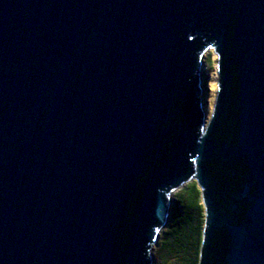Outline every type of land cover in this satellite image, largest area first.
<instances>
[{
  "label": "water",
  "instance_id": "95a60500",
  "mask_svg": "<svg viewBox=\"0 0 264 264\" xmlns=\"http://www.w3.org/2000/svg\"><path fill=\"white\" fill-rule=\"evenodd\" d=\"M192 179L198 264H264V0H0V264H150Z\"/></svg>",
  "mask_w": 264,
  "mask_h": 264
},
{
  "label": "trees",
  "instance_id": "16d2710c",
  "mask_svg": "<svg viewBox=\"0 0 264 264\" xmlns=\"http://www.w3.org/2000/svg\"><path fill=\"white\" fill-rule=\"evenodd\" d=\"M201 192L197 181L192 179L173 195L169 223L159 234L156 244L159 258L167 264H174L173 255L179 264L199 263L204 225Z\"/></svg>",
  "mask_w": 264,
  "mask_h": 264
},
{
  "label": "rangeland",
  "instance_id": "374dc122",
  "mask_svg": "<svg viewBox=\"0 0 264 264\" xmlns=\"http://www.w3.org/2000/svg\"><path fill=\"white\" fill-rule=\"evenodd\" d=\"M202 68L200 70V74H201V87H202V94H201V102L203 104V108L205 111V122L207 124L211 112H213L214 109V104L216 102V92H217V64H218V56L214 51L213 47H206L202 54ZM208 61V63H207ZM208 64V65H207ZM195 174V173H194ZM194 177V175L191 176V178ZM180 189L176 188L172 191L168 192V196H170L171 200L168 202L169 203V216L167 217L165 223L162 225V227L157 231V237H159V234L162 233V231L164 230V228L168 225L169 223V218H170V213H171V209L173 207V195ZM158 240V239H157ZM156 243L153 244L152 246V252H151V260H150V264H167L165 261H163L161 258H159L158 256V245H156ZM156 245V246H155ZM158 246V247H157ZM165 246V245H164ZM163 246V247H164ZM200 256V255H199ZM174 257V264H179L177 261V259L175 258V255H173ZM200 259V258H199Z\"/></svg>",
  "mask_w": 264,
  "mask_h": 264
}]
</instances>
